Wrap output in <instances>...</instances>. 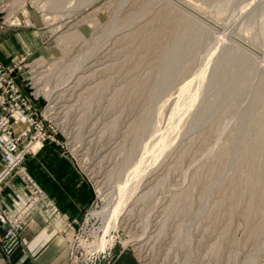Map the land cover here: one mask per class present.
<instances>
[{"label":"rangeland","instance_id":"obj_1","mask_svg":"<svg viewBox=\"0 0 264 264\" xmlns=\"http://www.w3.org/2000/svg\"><path fill=\"white\" fill-rule=\"evenodd\" d=\"M189 1L264 50V0ZM0 14L42 41L23 71L45 88L39 114L54 140L30 155L50 141L87 174V247L115 240L95 264H264L261 53L168 0H0ZM40 58L59 66L42 72ZM135 170L144 176L125 220L104 235L93 213Z\"/></svg>","mask_w":264,"mask_h":264},{"label":"crops","instance_id":"obj_2","mask_svg":"<svg viewBox=\"0 0 264 264\" xmlns=\"http://www.w3.org/2000/svg\"><path fill=\"white\" fill-rule=\"evenodd\" d=\"M23 15V12L22 15L17 14L16 18L21 20ZM1 20L0 14V62L3 65L18 63L23 57L41 49L40 37L36 40V35L31 33L27 40L24 27L10 26ZM25 166L46 197L40 199L38 209L19 230L17 242L8 244L5 251L0 250V264H75L65 255L73 231L63 217L84 219L93 199L87 174L75 166L71 155L50 141L37 154L29 155ZM35 195L32 183L22 174H17L3 190L1 202L11 216H16ZM48 201L56 206L58 212ZM119 253L123 254L122 251Z\"/></svg>","mask_w":264,"mask_h":264},{"label":"built area","instance_id":"obj_3","mask_svg":"<svg viewBox=\"0 0 264 264\" xmlns=\"http://www.w3.org/2000/svg\"><path fill=\"white\" fill-rule=\"evenodd\" d=\"M25 60L23 57L10 66L0 62V250L3 251L11 242H17L19 230L38 209L40 199L46 197L27 173L24 163L30 154L36 153V147H40L46 139H53L43 123L46 119H43L42 113L40 118L38 102L41 96L33 85V78L28 80L24 74L23 69L27 66ZM17 174H22L32 183L36 195L16 216H11L1 202V194ZM48 203L58 212L51 201ZM88 219L79 221L63 217V221L73 231L65 255L75 264H95L104 251H91L87 247L95 232L92 234L90 231Z\"/></svg>","mask_w":264,"mask_h":264},{"label":"bare ground","instance_id":"obj_4","mask_svg":"<svg viewBox=\"0 0 264 264\" xmlns=\"http://www.w3.org/2000/svg\"><path fill=\"white\" fill-rule=\"evenodd\" d=\"M168 1L171 4H173L175 8H178V10H180L184 14L188 15L189 18H192L194 20H197L198 22L202 23V25H206V26L212 27L215 30L217 28H219V27L223 28L224 33H220V37H222L224 40H230L231 37H233L234 41L236 40L235 42L238 43L237 46L243 48V50L245 52H247L251 56H254L256 58H259L261 56L260 57L261 62L264 64V50L261 49L259 46H257L254 42L249 41V39H247L246 37H244L238 31H235L234 33H230V32L228 33V30H227L228 27L226 25L222 26L219 21L215 20L211 15L207 14L206 12H204L202 9H200L195 4L191 3L189 0H176L179 3L183 4L185 8L182 7L179 3L175 2V0H168ZM197 2H198V0H197ZM203 4H205V3H203ZM47 19L50 20L49 17H47ZM27 23H31L32 24V20L29 19L27 21ZM244 44L247 45V46H245ZM253 50H255V51H253ZM256 53H257V55H258V53H261V55L260 56L258 55L259 57H257L255 55ZM57 66H59L58 63H56V62H49V63H47V61L44 58H40V59H38V60L35 61V67L36 68H38V69H42V68L45 69V68H47V69L43 70L42 72H44V71L49 72L50 69L51 70L56 69ZM39 80H40V78H37L36 79V83H39ZM44 90H45L44 87H39L38 88V92L39 93H41ZM53 92H55V91L54 90L53 91H48V92H46V94H47V96H49V98H51V97H53ZM175 132L176 131H174V133L172 132L173 134L172 133L171 134H167V136H166L167 138L164 137L163 140H161V141L164 142V140H165L166 141L165 143L169 142L170 139H172L175 136ZM163 136H164V134H163ZM153 145L154 144L152 143V146ZM153 147H152V149H153ZM154 149H155V147H154ZM162 149H163V147H162ZM159 150L160 149H159V146H158V151ZM158 151H156V152H158ZM155 153L153 155H156ZM151 159H152V157H151ZM142 175L144 176V174H141V172L139 170H135V171L130 172L128 174V176L126 177V179H125L126 181L124 183H121L119 185L118 195L114 199V205L112 207H110V208L109 207L108 208L107 207H103L100 211H97V210L94 211V213H93L94 216H99L100 218H103V220L106 222L105 225H104V227H102V229L104 230V232H103L104 235L111 234L110 232L112 230H114L116 227H118L120 225V223H123V221L125 220L124 219V215L126 214V211L128 210L127 205L129 203L130 199L132 198V196L139 189V187H140L139 183H140V181L142 179ZM99 191H100L101 195L103 196V199H106L108 194L105 193V191H103L102 189H100ZM143 195H145V194H143ZM143 234H144V232H142V235ZM142 235L140 237H135L136 236L135 235L131 239L123 240L122 241V244L124 246H126V245H129L130 243H132L134 241H135L134 243L136 244L141 239ZM111 237L112 236H110V239L109 238L107 239L106 237L102 238V241H100V244H98V245H100L101 250H104L106 248V246H108L109 244L110 245L113 244V242L115 240L113 238H111ZM142 246L140 245L139 248L142 249L143 248ZM90 249H91V247H90Z\"/></svg>","mask_w":264,"mask_h":264},{"label":"water","instance_id":"obj_5","mask_svg":"<svg viewBox=\"0 0 264 264\" xmlns=\"http://www.w3.org/2000/svg\"><path fill=\"white\" fill-rule=\"evenodd\" d=\"M175 2H177V3H179L178 1H176L175 0ZM182 7H184V5L183 4H181V3H179ZM185 8V7H184ZM189 10V9H188ZM202 18V17H201ZM245 45V44H244ZM245 46H247V45H245ZM253 51H255V50H253Z\"/></svg>","mask_w":264,"mask_h":264}]
</instances>
